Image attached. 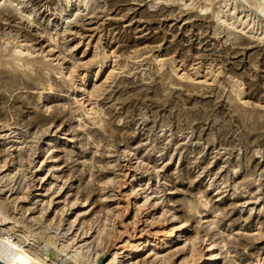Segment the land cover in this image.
I'll use <instances>...</instances> for the list:
<instances>
[{
    "label": "rangeland",
    "instance_id": "374dc122",
    "mask_svg": "<svg viewBox=\"0 0 264 264\" xmlns=\"http://www.w3.org/2000/svg\"><path fill=\"white\" fill-rule=\"evenodd\" d=\"M263 6L0 0V235L97 264L130 202L124 264H264Z\"/></svg>",
    "mask_w": 264,
    "mask_h": 264
},
{
    "label": "water",
    "instance_id": "95a60500",
    "mask_svg": "<svg viewBox=\"0 0 264 264\" xmlns=\"http://www.w3.org/2000/svg\"><path fill=\"white\" fill-rule=\"evenodd\" d=\"M130 210L121 220L118 221L121 233H115L114 238L107 244L105 250L99 256L97 264H106L112 257V254L119 250L118 246L124 243L128 238L135 241L137 238L133 236L130 226L126 224L131 215L132 206L128 204ZM0 264H39L37 261L16 249L6 242H0ZM112 264H117L113 262Z\"/></svg>",
    "mask_w": 264,
    "mask_h": 264
},
{
    "label": "bare ground",
    "instance_id": "6f19581e",
    "mask_svg": "<svg viewBox=\"0 0 264 264\" xmlns=\"http://www.w3.org/2000/svg\"><path fill=\"white\" fill-rule=\"evenodd\" d=\"M260 12H261V14H263L264 15V6H263V8L262 9H260ZM19 52V54L20 55H22V56H24V51L23 50H19L18 51ZM30 53V52H29ZM25 56L27 57L26 58V62L27 63H30L31 62V57H29V56H31V55H27V54H25ZM107 56V55H106ZM13 59V58H12ZM20 59V58H19ZM14 60V59H13ZM18 60V59H17ZM17 62V61H16ZM15 64H18L19 65V63H15ZM21 64V63H20ZM20 66V65H19ZM100 70H102V67L101 68H98V69H96V73H95V77H98L99 76V74H100ZM84 74V73H83ZM86 74V73H85ZM84 74V75H85ZM112 74V73H111ZM110 74V76H112ZM70 76H72V75H70ZM109 76V77H110ZM68 77V76H67ZM76 77V76H75ZM69 78V77H68ZM68 78H66V79H68ZM81 79V84H80V88L82 89L83 87H84V84L87 82V80H86V75L85 76H82V77H80ZM73 79V78H72ZM72 81V80H71ZM99 90V89H98ZM94 97V94H92L91 93V95H90V98H89V100H91L92 98ZM91 110V112L93 111V112H95V109L94 108H91L90 109ZM130 203V202H129ZM128 203V204H129ZM132 206V205H131ZM128 210H130V208H129V206L127 205V207H126V211L128 212ZM0 215H3L1 212H0ZM119 217V215L116 217V219ZM115 219V220H116ZM169 233V235H167L165 238H164V240H166V241H168V240H170L171 239V237H173V235H174V228H172L171 230H170V232H168ZM167 233V234H168ZM4 234V233H3ZM143 235H146V234H144V233H142L140 236H139V239H142V238H144L143 237ZM147 236L149 237L150 235H148L147 234ZM157 241V238L155 239V240H150V239H148L147 240V243H149V244H146V245H144L143 246V248L141 249V251H144V249L147 247V246H150V247H152L153 246V244L155 243ZM0 242H6V243H8V244H10L11 246H13V247H15L16 249H18V250H20V251H22L23 253H25L26 255H28L29 257H31L32 259H34L35 261H37L39 264H48L44 259H42L41 257H39L38 255H36L35 253H33L32 251H30V250H28V249H26L25 247H23V246H21L20 244H18V243H16L15 241H13V239H11L10 237H7V236H2V235H0ZM144 244V243H143ZM216 244L215 243H211L210 245H209V249L206 251L207 253H203L202 255H200L201 256V259L199 260L200 262L198 263V264H204L206 261H211V260H217L218 258H220L221 257V255H220V252L219 251H214V252H212L211 250H213L214 249V246H215ZM125 248V245L124 244H122V245H120V247H119V249H124ZM153 249V248H152ZM105 250V249H104ZM103 250V251H104ZM102 251V252H103ZM102 252L100 253V255L102 254ZM138 252V251H137ZM99 255V256H100ZM197 255H198V253H197V251H196V248L195 247H193V249H192V257H194V258H197ZM113 256H114V258L108 263V264H112L113 262H117V264H124V262L120 259H117V252L116 253H114L113 254ZM193 258V259H194ZM163 259V258H162ZM166 259V258H165ZM195 260V259H194ZM193 260V261H194Z\"/></svg>",
    "mask_w": 264,
    "mask_h": 264
}]
</instances>
